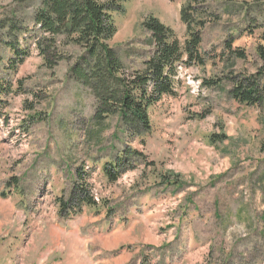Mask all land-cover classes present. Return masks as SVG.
Wrapping results in <instances>:
<instances>
[{
	"label": "rangeland",
	"instance_id": "1",
	"mask_svg": "<svg viewBox=\"0 0 264 264\" xmlns=\"http://www.w3.org/2000/svg\"><path fill=\"white\" fill-rule=\"evenodd\" d=\"M118 1L110 45L126 66L139 67L150 48L148 17L184 41L186 0ZM37 6L0 0V264H264V108L228 96L231 78L261 66L260 31L241 8L264 0L212 5L220 20L202 32L205 66L179 68L176 96L148 110L143 144L116 117L91 121L94 99L67 77L68 62L44 65L32 34ZM228 40L245 60L225 49ZM12 50L22 58L15 69ZM208 81L217 85L201 86ZM215 135L226 140L212 143ZM127 150L142 157L109 184L103 165ZM76 171L87 172L95 206L72 214L61 206Z\"/></svg>",
	"mask_w": 264,
	"mask_h": 264
},
{
	"label": "trees",
	"instance_id": "2",
	"mask_svg": "<svg viewBox=\"0 0 264 264\" xmlns=\"http://www.w3.org/2000/svg\"><path fill=\"white\" fill-rule=\"evenodd\" d=\"M219 2L186 0L179 11V19L186 32L182 43L156 18H146L141 27L148 34L150 48L136 68L126 66L110 45L117 31L114 16L123 12L118 0H39L32 16L34 45L48 69L62 61L69 63L67 77L87 90L94 99L91 118L94 124L102 125L108 118L116 117L122 134L131 139L139 138L143 144L141 135L148 134L151 129L148 110L163 98L176 96L179 68L205 66V57L200 53L202 32L209 22L220 20L212 10V5ZM253 8L242 7L243 18L253 22V29L260 31L259 41L264 44V7L256 6V11ZM231 10L225 7L222 14ZM256 15L263 18L259 24ZM13 25L8 24L9 31L13 30ZM66 46L75 49L74 56L62 51ZM231 46L232 41L228 40L225 49L235 58L245 60L244 52L231 49ZM9 47L15 48L13 45ZM12 51L16 57L10 62V69H15L22 63V58ZM257 55L261 66L254 74H239L231 78L233 84L228 96L238 105L264 108V47H257ZM215 84L208 81L202 82L201 86ZM223 140H226L224 135L211 137L212 143ZM130 157L140 159L142 155L134 150L123 151L116 160L103 165L102 173L109 184L134 170L135 163ZM87 178V172L76 171L75 186L61 206L63 212L69 208L75 214L81 205L95 206L86 184ZM140 264H144L143 261Z\"/></svg>",
	"mask_w": 264,
	"mask_h": 264
}]
</instances>
